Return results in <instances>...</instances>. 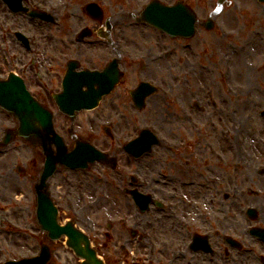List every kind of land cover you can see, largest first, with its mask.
I'll list each match as a JSON object with an SVG mask.
<instances>
[{"label": "rangeland", "instance_id": "1", "mask_svg": "<svg viewBox=\"0 0 264 264\" xmlns=\"http://www.w3.org/2000/svg\"><path fill=\"white\" fill-rule=\"evenodd\" d=\"M39 1L42 3L39 7L57 10L62 28L76 31L85 22L78 8L96 0ZM100 1L104 18L113 17L120 28L128 29L127 15L142 9L149 0ZM161 1L168 4L174 0ZM70 2L72 4H68ZM69 8L68 13L73 9L75 15L71 20L66 14ZM197 10L200 20L209 14L214 17V28L206 32L200 27L192 40L182 43L184 47L181 42L171 41L153 30L134 27L137 39L130 46L134 51L149 52L153 59L169 50L171 55L157 66L166 81L159 83V93L148 100L144 112H135L123 91L136 85L131 79L125 81L114 98L116 102V97L121 96L117 103L126 113L109 115L107 110H102L103 123L113 128L114 139L110 142L102 136L99 148L117 158V171L95 165L90 171H59L50 179V189L61 207V217H73L94 244H99L104 256L114 259H111L113 264L116 260V264L132 262V257L121 250L122 246L128 250L121 240L128 237L127 226L133 224L130 215L135 213L130 200L121 193L130 175L144 180L151 166L156 172L164 160L161 154L171 161V172H176L177 158L182 157L181 167L185 161L189 162L184 173H195L201 178L211 172V198L218 206L219 201L225 202L224 196L230 194L229 189L235 188V183L242 178L239 158L258 162V157H264V119L259 116L264 110V3L225 0L218 6L217 0H198ZM48 28L42 24L38 28L39 35L45 34L47 38ZM43 43L40 50L47 67L50 43ZM143 62L135 63L133 69L141 70ZM154 65L151 63L150 67ZM194 100L205 107L204 113L193 108ZM180 110L184 112L183 117ZM100 113L98 110L85 115L94 120ZM85 115H82L83 120ZM145 127L163 130L166 136H175V140H187L188 146L182 155L155 148L152 154L139 160L127 158L120 147ZM12 158L9 154L2 156L0 164ZM19 162L25 176L20 183L7 180L2 186L5 194H0V264L9 259L31 257L37 252L33 185L42 161L37 151L23 144ZM248 167L244 172H254L252 165ZM90 201L93 204L88 208L85 204ZM107 223L115 227L110 231L111 237L105 239L102 234ZM67 257L71 264L75 263L72 255Z\"/></svg>", "mask_w": 264, "mask_h": 264}, {"label": "flooded vegetation", "instance_id": "2", "mask_svg": "<svg viewBox=\"0 0 264 264\" xmlns=\"http://www.w3.org/2000/svg\"><path fill=\"white\" fill-rule=\"evenodd\" d=\"M181 1L192 9L197 8L198 0ZM37 2L38 0H26V7L33 8ZM107 20L109 29L104 30ZM87 22L89 31L86 33L89 35L83 40L79 39L78 33L73 29L64 31L56 28L49 29L45 38V34L39 35V24L23 12L10 11L0 0V80L7 81L15 76L23 81L31 96L51 111L54 129L63 138L68 150L75 147L78 141L99 148L103 134V111L107 110L109 115L126 113L117 103L121 96L116 97V102L114 98L127 79L136 81L137 85L141 82L166 81L162 70L157 67L159 64L150 67L149 52L143 54L141 50L134 51L130 47L131 42L136 41L137 35L132 24L128 25V29H123L119 27L117 20L111 17L98 21L85 20L84 28L88 27ZM18 32L25 34L29 41L28 47L17 39ZM98 32H106L108 39L103 40ZM43 41L50 43L47 67L40 50L45 45ZM139 55L145 64L140 66L141 70L133 69L134 58ZM113 62L117 64L121 78L96 109L77 112L73 117L59 111L54 99L62 97L65 79V95H82L81 92L87 89L79 86L85 81L80 73L84 70L103 72ZM43 71H47V74ZM97 81L99 83L105 80ZM134 87L123 89L128 98L129 91ZM97 88L95 85L93 90ZM98 110H101V113L96 119L88 118L87 115ZM82 115L86 116L85 120ZM17 126V121L0 108V140L4 131ZM162 132L163 130L155 133L160 136L156 148L182 155L189 141L175 140V136L169 137ZM22 146L23 141L16 139L7 148L0 150V157L13 155L10 161L0 164L2 195L5 194L2 186L7 180L20 183L24 176V168L19 162ZM51 149L53 154L57 155L55 147L51 146ZM161 155L164 160L156 172L151 166L144 180L137 178L135 183L130 185L131 189H137L162 203L159 207L151 205L145 214L139 215L135 211L130 215L133 224L128 229V237L121 240L128 246L126 252L132 257L130 264H264V167H258L253 173L249 170L240 172L239 176L242 178L235 183V188L231 187L230 194L224 196L225 202H219L216 206L211 198V172L201 178L195 173H184L185 168L189 167V162L185 161L181 167L182 157L177 158V171L171 172V161L168 162L165 154ZM243 164L253 166L256 163L255 160L243 159ZM257 165H264V157L258 158ZM245 168L249 169L248 166ZM50 196L54 198L52 192ZM69 219L74 220L68 216L64 221ZM106 228L107 232H104L102 237L108 239L114 227L109 225ZM37 239L39 247L46 238L39 233ZM195 240L197 241L194 242ZM47 243L51 253L49 264H71L67 255L73 254L63 241ZM103 245L105 248V244ZM98 246V243L95 244L97 253L105 263L113 264L111 259H114L108 255L104 256ZM122 250L125 252V246ZM38 252L39 249L35 254L38 255ZM116 263L117 260L114 264ZM74 264H78V261Z\"/></svg>", "mask_w": 264, "mask_h": 264}, {"label": "water", "instance_id": "3", "mask_svg": "<svg viewBox=\"0 0 264 264\" xmlns=\"http://www.w3.org/2000/svg\"><path fill=\"white\" fill-rule=\"evenodd\" d=\"M263 1V0H260ZM91 13L95 11L89 8ZM89 12V13H90ZM90 13V14H91ZM96 15V14H93ZM39 17L48 19L44 16ZM143 20L154 26L155 28L167 33L170 37H190L193 34L194 17L185 8L180 5L173 7H165L157 2L151 3L143 13ZM212 27V24H211ZM210 28V26H208ZM16 91L11 87L4 88L0 83V106L7 108L19 121H20V134L26 139L32 140V137L39 138L48 137L52 134L51 117L45 112L29 95L24 92L23 96L17 95V101L15 99ZM147 93V92H146ZM94 99V97H92ZM84 99L86 97L84 96ZM84 100V104L93 102V107L96 105L95 100ZM140 100L135 99L136 103ZM83 108H87L83 106ZM80 109V108H79ZM9 135V134H8ZM57 145L58 141L54 137ZM10 141L8 138L5 143ZM139 140L138 142H140ZM134 143L127 146V151H133L135 156L142 154L147 147ZM149 145V144H148ZM83 149H77L80 151ZM84 151V150H83ZM98 154V155H97ZM95 158H99L107 163V158L101 153H96L93 149H87L85 154L79 155L78 152L72 154H60L59 158L54 159L51 155H47L45 159L44 168L40 176L39 184L36 186L37 196V220L41 229L46 232L53 240L58 239L61 234L68 236L67 245L73 249L78 257L84 259L82 264H103L95 257L94 251L89 249L88 240L83 237L81 233L76 231L70 223L65 227H59L56 224L57 213L53 207L51 201L48 199V194L45 192L46 180L51 176L55 170V163L59 162L67 167H85L86 161L93 162ZM138 205L144 209L148 204L147 198L144 196H137ZM84 245L83 247L81 245ZM46 256V253H45ZM42 261L38 264H45L46 257L41 258ZM7 264H37L34 259H23L18 262H9Z\"/></svg>", "mask_w": 264, "mask_h": 264}]
</instances>
